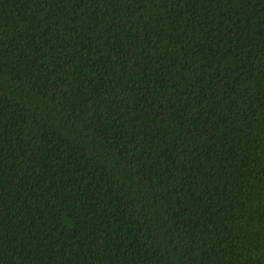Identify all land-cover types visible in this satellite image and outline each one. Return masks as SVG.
I'll use <instances>...</instances> for the list:
<instances>
[{"label": "trees", "instance_id": "1", "mask_svg": "<svg viewBox=\"0 0 264 264\" xmlns=\"http://www.w3.org/2000/svg\"><path fill=\"white\" fill-rule=\"evenodd\" d=\"M0 264H264V0H0Z\"/></svg>", "mask_w": 264, "mask_h": 264}]
</instances>
